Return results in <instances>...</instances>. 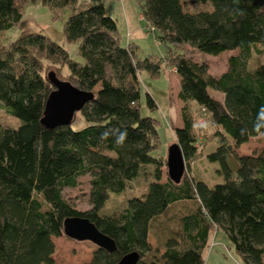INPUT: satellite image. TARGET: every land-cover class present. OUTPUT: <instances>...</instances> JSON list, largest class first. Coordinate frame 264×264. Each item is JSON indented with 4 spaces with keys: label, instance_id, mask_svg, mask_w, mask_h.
<instances>
[{
    "label": "trees",
    "instance_id": "16d2710c",
    "mask_svg": "<svg viewBox=\"0 0 264 264\" xmlns=\"http://www.w3.org/2000/svg\"><path fill=\"white\" fill-rule=\"evenodd\" d=\"M25 1L0 0V37L21 19ZM41 1L54 19L70 10L63 32L77 42L81 60L41 31H22L7 45L0 40V103L21 121L0 122V264H54L53 238L68 237L63 222L70 216L86 217L116 246L97 247L84 264H116L131 251L139 255L135 264H159L144 260L150 223L171 203L187 200L197 206L180 217L161 264H204L218 230L244 264H264V143L257 152L237 153L264 134V62H248L250 50L264 46V0H189L191 7L184 0H138L148 30L167 44L164 58L140 57L133 42L123 43L101 0ZM200 48L239 54L214 75L191 57ZM168 66L180 78L179 182L169 178L160 152V120L140 112L139 73L158 77ZM51 71L94 97L70 124L47 128L40 117L54 88ZM146 100L157 108L148 92ZM200 157L218 162L221 182L210 186L187 171ZM143 172L150 175L145 191L127 197L120 211H104L110 194L124 192ZM85 174L91 207L78 210L62 189Z\"/></svg>",
    "mask_w": 264,
    "mask_h": 264
},
{
    "label": "rangeland",
    "instance_id": "374dc122",
    "mask_svg": "<svg viewBox=\"0 0 264 264\" xmlns=\"http://www.w3.org/2000/svg\"><path fill=\"white\" fill-rule=\"evenodd\" d=\"M79 1L87 3L90 0ZM101 1L104 4L106 13L116 19L122 42H133L137 46L138 56H153L155 58H164L166 56L167 44L159 39L158 31L148 30L150 28L147 26L148 22L143 16L141 19L139 18L142 14L138 0ZM184 2L185 6H192L189 0H184ZM206 7H209V5H206ZM69 13L70 10L65 9L58 18L54 19L51 18L50 9L41 0H26L22 7L21 19L17 24L4 30L0 40L4 45H7L11 40L17 38L22 31H41L50 39L63 45L71 58L81 60L77 49V42L68 41L63 32V23ZM260 47V53H256L254 49L250 50L248 58L250 64H253L259 58L264 62V46ZM238 54V49L225 50L213 55L209 54L206 49L200 48L191 57L198 61H204L212 74L219 75L226 70L228 58ZM63 70L65 71L66 67ZM179 83L180 78L171 66H168L158 77H150L145 71L139 73L140 112L142 115H150L160 120V124L158 125L160 152L165 156L167 155L169 145L176 142L174 128L180 123L178 119L179 102L177 99ZM147 92L156 102L157 108H149L146 100ZM209 93L213 96L217 94V91L209 89ZM218 97L220 96L218 95ZM198 119L200 120L201 116H198ZM0 122L16 126L21 121L12 115H8L0 103ZM263 143L264 134L251 137L239 147L237 153L250 154L257 152ZM213 147L214 144L210 143L205 147V150L209 151ZM216 168H218L217 161H210L207 157H200L191 163V169L189 168L187 171L197 178L204 180L208 185L213 186L221 182V176L216 172ZM149 177L148 173L143 172L130 182L124 192L110 194L104 211L107 213L120 211L125 206L127 197L141 194L145 191ZM78 181L79 183L75 187H64L62 193L73 207L78 210H86L91 207L89 202V174L79 176ZM196 206V201H176L171 203L164 213L152 219L148 230V242L151 245V250L146 253L144 260L157 261L159 264L163 262L160 256L164 250L166 240L178 231L180 217L192 212ZM221 237H223V241H220ZM213 238L212 245L219 243L225 249L227 255L221 253L219 256L215 254V256L209 257L208 264H224L219 262L218 259H227L232 262L235 258L244 264L221 230H218ZM53 241L55 244V250L52 254L54 264H84L91 260L93 252L97 249V245L89 240H76L60 236L53 238ZM223 242H226L229 248L225 247ZM207 259L208 256H206Z\"/></svg>",
    "mask_w": 264,
    "mask_h": 264
},
{
    "label": "water",
    "instance_id": "95a60500",
    "mask_svg": "<svg viewBox=\"0 0 264 264\" xmlns=\"http://www.w3.org/2000/svg\"><path fill=\"white\" fill-rule=\"evenodd\" d=\"M48 79L54 88L48 93L40 122L47 128L68 125L74 114L94 97L92 91L82 90L68 80L59 79L54 72L48 73ZM184 159L177 142L169 145L166 155V171L169 178L179 182L184 172ZM64 234L76 240H89L97 247L114 251V241L102 233L96 225L86 217L70 216L63 222ZM139 258L137 251L123 255L116 264H135Z\"/></svg>",
    "mask_w": 264,
    "mask_h": 264
},
{
    "label": "crops",
    "instance_id": "0c3cea01",
    "mask_svg": "<svg viewBox=\"0 0 264 264\" xmlns=\"http://www.w3.org/2000/svg\"><path fill=\"white\" fill-rule=\"evenodd\" d=\"M179 119V121H180V117L178 118ZM180 124V123H179ZM178 126V125H177ZM215 235V234H214ZM214 239V238H213ZM220 241H223V237H221L220 238ZM223 244L225 245V247H228V244L226 243V242H223ZM229 248V247H228ZM223 254V255H227L226 254V251H225V249L221 246V245H219V243H216L215 245H212V247L210 248V250L208 251V254H207V256H208V259L206 260V262H205V264H208L209 263V257H211V256H215V254H217V255H219L220 256V254ZM218 261L219 262H222V263H224V264H242L241 262H240V260L239 259H234V260H232V262H230V261H228L227 259H218ZM218 262V263H219ZM213 264V263H212Z\"/></svg>",
    "mask_w": 264,
    "mask_h": 264
},
{
    "label": "built area",
    "instance_id": "2783aa9c",
    "mask_svg": "<svg viewBox=\"0 0 264 264\" xmlns=\"http://www.w3.org/2000/svg\"><path fill=\"white\" fill-rule=\"evenodd\" d=\"M139 18H141V16H139Z\"/></svg>",
    "mask_w": 264,
    "mask_h": 264
}]
</instances>
